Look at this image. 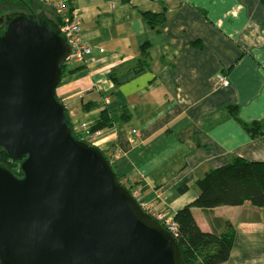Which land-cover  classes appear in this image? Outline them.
Wrapping results in <instances>:
<instances>
[{
  "label": "crops",
  "instance_id": "obj_1",
  "mask_svg": "<svg viewBox=\"0 0 264 264\" xmlns=\"http://www.w3.org/2000/svg\"><path fill=\"white\" fill-rule=\"evenodd\" d=\"M17 1V11L54 14L46 0ZM70 8L92 53L68 62L77 70L57 93L74 128L104 111H130L131 121L96 131L99 148L156 211L173 218L197 199L195 180L234 158L264 162V134L251 137L241 125L264 124L263 0H73ZM145 13L165 21L152 28ZM218 74L227 86H214ZM192 212L205 232L234 226L228 264H264V209L246 202Z\"/></svg>",
  "mask_w": 264,
  "mask_h": 264
},
{
  "label": "water",
  "instance_id": "obj_2",
  "mask_svg": "<svg viewBox=\"0 0 264 264\" xmlns=\"http://www.w3.org/2000/svg\"><path fill=\"white\" fill-rule=\"evenodd\" d=\"M72 46L44 12L0 18V264H184L101 149L57 99Z\"/></svg>",
  "mask_w": 264,
  "mask_h": 264
},
{
  "label": "trees",
  "instance_id": "obj_3",
  "mask_svg": "<svg viewBox=\"0 0 264 264\" xmlns=\"http://www.w3.org/2000/svg\"><path fill=\"white\" fill-rule=\"evenodd\" d=\"M19 2L21 4L24 2L25 6L27 4V0H19ZM42 12L45 13L48 19L61 27V21L55 13ZM25 13L36 15L39 12ZM144 15L152 28L162 25L165 21V17L161 15L152 13H145ZM143 48L145 49V45ZM68 62L62 64V78L77 70L71 69V64ZM108 77L117 85L116 75L109 74ZM57 99H60L58 93ZM61 101L63 102V100ZM82 105L81 108H84L82 112H89L98 106V102L83 103ZM228 110L236 115L237 107L228 106ZM66 114L69 126L73 129L75 137L88 142L82 134L75 130L69 109ZM131 119L132 115L128 109H124L112 116L104 111L95 124L90 125V128L92 132H96L115 127L121 120L131 121ZM241 125L244 126V129L251 137L255 138L264 134V124L255 122L250 125H244V123ZM100 149L112 164L113 154H109V149ZM20 162V160L11 159L4 153L0 157V165L21 178L23 173L20 169ZM119 179L131 192L136 187L129 181L124 182L120 176ZM193 186L198 191L197 199L173 215V220L178 224V233L174 238L180 248L183 262L184 264H228L231 259L236 233L234 226L230 222L225 221L222 232H205L197 223L192 208L208 210L219 206H238L248 202L255 208L264 209V162H250L242 158H234L229 164L208 171L203 178L195 180ZM188 188L184 187L182 191Z\"/></svg>",
  "mask_w": 264,
  "mask_h": 264
},
{
  "label": "built area",
  "instance_id": "obj_4",
  "mask_svg": "<svg viewBox=\"0 0 264 264\" xmlns=\"http://www.w3.org/2000/svg\"><path fill=\"white\" fill-rule=\"evenodd\" d=\"M46 2L53 6L54 13L59 17L61 21V29L67 35L68 41L72 46V52L69 58L70 61L74 62H83L91 55L92 49L89 47L82 38V20L79 18L76 13L70 12V7L73 5V0H46ZM215 87H225L228 85V79L218 74L215 79ZM75 130L82 134L88 143L100 146V141L97 137L100 133L92 132L90 124L88 123H79ZM133 196L141 205V207L149 213L151 216L156 218L162 223V225L173 235L176 236L178 233V224L169 217L164 212L156 211L153 207L150 206L149 201H147L139 190L132 191Z\"/></svg>",
  "mask_w": 264,
  "mask_h": 264
},
{
  "label": "rangeland",
  "instance_id": "obj_5",
  "mask_svg": "<svg viewBox=\"0 0 264 264\" xmlns=\"http://www.w3.org/2000/svg\"><path fill=\"white\" fill-rule=\"evenodd\" d=\"M21 7L23 6H20L17 0H0V18L7 14L18 13L17 10L22 9Z\"/></svg>",
  "mask_w": 264,
  "mask_h": 264
}]
</instances>
